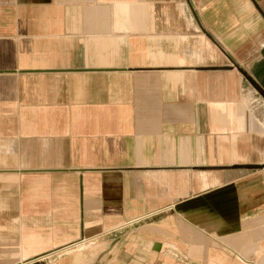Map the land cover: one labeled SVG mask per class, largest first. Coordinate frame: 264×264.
<instances>
[{"label":"crops","instance_id":"1","mask_svg":"<svg viewBox=\"0 0 264 264\" xmlns=\"http://www.w3.org/2000/svg\"><path fill=\"white\" fill-rule=\"evenodd\" d=\"M248 74L264 0H0V264H264Z\"/></svg>","mask_w":264,"mask_h":264},{"label":"rangeland","instance_id":"2","mask_svg":"<svg viewBox=\"0 0 264 264\" xmlns=\"http://www.w3.org/2000/svg\"><path fill=\"white\" fill-rule=\"evenodd\" d=\"M249 75V74H248ZM247 75V81L249 82L250 80L248 79V77L249 78H251V80L252 81H254L255 80V82H257V79H255L256 77L254 76V75H249L248 76ZM257 83H259V82H257ZM262 96V95H261ZM251 168H257V169H261L263 172H264V153L260 156V159H259V161H257V163L253 166V165H251L250 166Z\"/></svg>","mask_w":264,"mask_h":264},{"label":"water","instance_id":"3","mask_svg":"<svg viewBox=\"0 0 264 264\" xmlns=\"http://www.w3.org/2000/svg\"><path fill=\"white\" fill-rule=\"evenodd\" d=\"M250 82L254 85V87L258 90V92L262 95V97L264 98V89H262L260 86L255 85V82L250 80Z\"/></svg>","mask_w":264,"mask_h":264},{"label":"bare ground","instance_id":"4","mask_svg":"<svg viewBox=\"0 0 264 264\" xmlns=\"http://www.w3.org/2000/svg\"><path fill=\"white\" fill-rule=\"evenodd\" d=\"M255 90V89H254ZM256 91V90H255ZM257 92V91H256ZM259 94V93H258ZM259 96H261L260 94H259ZM261 98H262V96H261ZM263 99V98H262ZM264 100V99H263ZM259 110V112L261 113V115L264 117V104H262V106L258 109ZM263 120V124H264V118L262 119Z\"/></svg>","mask_w":264,"mask_h":264}]
</instances>
